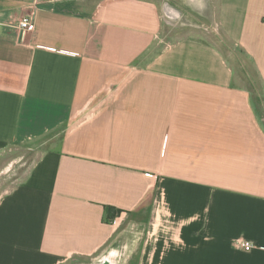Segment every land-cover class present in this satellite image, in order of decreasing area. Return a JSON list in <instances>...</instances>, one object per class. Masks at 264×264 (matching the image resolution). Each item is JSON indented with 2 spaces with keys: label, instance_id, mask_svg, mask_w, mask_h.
Instances as JSON below:
<instances>
[{
  "label": "crops",
  "instance_id": "1",
  "mask_svg": "<svg viewBox=\"0 0 264 264\" xmlns=\"http://www.w3.org/2000/svg\"><path fill=\"white\" fill-rule=\"evenodd\" d=\"M217 42L264 96V0H0V264H91L131 223L135 264H264V127Z\"/></svg>",
  "mask_w": 264,
  "mask_h": 264
},
{
  "label": "rangeland",
  "instance_id": "2",
  "mask_svg": "<svg viewBox=\"0 0 264 264\" xmlns=\"http://www.w3.org/2000/svg\"><path fill=\"white\" fill-rule=\"evenodd\" d=\"M176 31L170 32L169 35L174 38L179 37V30ZM217 46L223 51V54L229 60V63L234 71L236 83L249 90L257 116L264 127V96L261 89V82L251 62L246 58L240 49L232 44L218 43ZM57 141L58 137L50 135L41 140L39 148L49 147ZM19 159L23 160L24 163H29L31 156H28V153L23 151V155L19 157ZM10 162H12L10 164V169L13 168V171L16 170L19 166L17 165L19 162L17 160H14V162L11 160ZM11 174L12 173H10V175ZM6 185L7 180L0 181V190L5 188ZM145 216L146 214L144 212L140 213L138 223L139 221L144 220ZM137 233H139V230L136 223H131L130 226L120 230V236H118L120 244L118 247L122 252V256L118 264H135L136 254L133 255V252H135V250L137 251L142 242V236ZM128 252H131L129 256ZM123 256L125 257L123 258ZM127 256L128 258H126ZM90 262L91 260L83 259L82 261L75 260L72 264H89Z\"/></svg>",
  "mask_w": 264,
  "mask_h": 264
},
{
  "label": "built area",
  "instance_id": "3",
  "mask_svg": "<svg viewBox=\"0 0 264 264\" xmlns=\"http://www.w3.org/2000/svg\"><path fill=\"white\" fill-rule=\"evenodd\" d=\"M34 28L35 25L31 16L28 15L21 16V18L18 21V29L21 33V38H24L26 34L33 32ZM238 245L241 248V250L245 252H250L254 249V245L251 244L249 241H240Z\"/></svg>",
  "mask_w": 264,
  "mask_h": 264
},
{
  "label": "water",
  "instance_id": "4",
  "mask_svg": "<svg viewBox=\"0 0 264 264\" xmlns=\"http://www.w3.org/2000/svg\"><path fill=\"white\" fill-rule=\"evenodd\" d=\"M121 256L122 252L119 247H114L91 264H118Z\"/></svg>",
  "mask_w": 264,
  "mask_h": 264
},
{
  "label": "trees",
  "instance_id": "5",
  "mask_svg": "<svg viewBox=\"0 0 264 264\" xmlns=\"http://www.w3.org/2000/svg\"><path fill=\"white\" fill-rule=\"evenodd\" d=\"M114 215H115V212H114V213H113V212H112V213L109 212V213H108V217H109V219H110V220L113 219Z\"/></svg>",
  "mask_w": 264,
  "mask_h": 264
},
{
  "label": "bare ground",
  "instance_id": "6",
  "mask_svg": "<svg viewBox=\"0 0 264 264\" xmlns=\"http://www.w3.org/2000/svg\"><path fill=\"white\" fill-rule=\"evenodd\" d=\"M125 256H123V258H124Z\"/></svg>",
  "mask_w": 264,
  "mask_h": 264
}]
</instances>
